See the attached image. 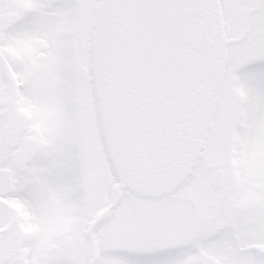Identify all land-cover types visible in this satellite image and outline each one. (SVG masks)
Wrapping results in <instances>:
<instances>
[{
	"label": "snow or ice",
	"instance_id": "snow-or-ice-1",
	"mask_svg": "<svg viewBox=\"0 0 264 264\" xmlns=\"http://www.w3.org/2000/svg\"><path fill=\"white\" fill-rule=\"evenodd\" d=\"M0 264H264V0H0Z\"/></svg>",
	"mask_w": 264,
	"mask_h": 264
}]
</instances>
